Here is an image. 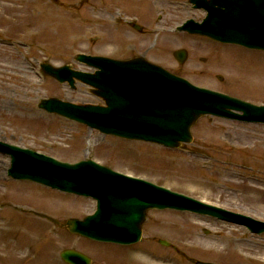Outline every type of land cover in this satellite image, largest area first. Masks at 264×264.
I'll use <instances>...</instances> for the list:
<instances>
[{
  "label": "rangeland",
  "instance_id": "obj_1",
  "mask_svg": "<svg viewBox=\"0 0 264 264\" xmlns=\"http://www.w3.org/2000/svg\"><path fill=\"white\" fill-rule=\"evenodd\" d=\"M53 15L67 17V25L55 28ZM203 16L187 0H0V141L70 163L91 155L115 171L264 222V199L258 200L250 189H264V125L206 116L192 127V143L175 151L104 136L36 106L49 97L81 105L101 103L80 83L71 90L33 72L43 62L92 72L74 60L79 53L142 56L197 86L264 105V52L221 46L174 29ZM132 24L142 31H134ZM178 49L188 51L182 65L172 56ZM8 166V158L0 154V195L9 193L0 196V206L10 199L20 209L10 207L16 216L0 207V227L8 235L0 238V264H65L59 253L68 248L88 256L92 264H247L245 255L257 258L253 264H264V234L168 210L148 212L140 243L133 246L77 238L63 223L91 214L94 201L38 185L23 187L6 177ZM19 235L38 239L19 248L10 241ZM228 238L234 242L229 246ZM160 239L175 249L159 245Z\"/></svg>",
  "mask_w": 264,
  "mask_h": 264
},
{
  "label": "water",
  "instance_id": "obj_2",
  "mask_svg": "<svg viewBox=\"0 0 264 264\" xmlns=\"http://www.w3.org/2000/svg\"><path fill=\"white\" fill-rule=\"evenodd\" d=\"M208 15L202 24L187 22L183 30L223 43L264 50V0H190ZM179 62L185 51L174 53ZM76 60L97 68L94 74L73 71L69 66L43 65L49 76L73 87L74 79L94 89L105 107L76 106L58 99L42 100L39 108L75 120L103 134L141 139L177 146L189 142L190 126L202 115L212 114L246 122H263L264 107H256L225 95L191 87L143 59L112 61L102 57L77 55ZM240 112L241 114L235 113ZM12 155L13 178L29 179L98 201V210L83 221L70 220L67 228L89 239L121 245L140 239V226L149 209L192 210L231 220L240 218L205 206L193 199L131 179L94 164L58 162L0 142V151ZM29 159L35 170L18 169V160ZM27 169V170H26ZM259 231L264 224L255 223ZM254 227V226H253ZM253 229V228H252ZM162 244L168 245L165 242ZM62 259L71 264H90L84 256L65 251ZM204 264V263H198Z\"/></svg>",
  "mask_w": 264,
  "mask_h": 264
},
{
  "label": "bare ground",
  "instance_id": "obj_3",
  "mask_svg": "<svg viewBox=\"0 0 264 264\" xmlns=\"http://www.w3.org/2000/svg\"><path fill=\"white\" fill-rule=\"evenodd\" d=\"M38 20H40V17L38 18ZM64 24L67 25V17H63V16H57V15H53L52 19H51V25H54L55 28L58 27V29H62ZM58 31V30H57ZM56 35V34H54ZM250 189L253 190L252 192L254 193H257L258 196H257V199L258 200H263L264 198V189L262 188H259V186H253V185H250ZM4 194L0 195V196H3ZM2 225V224H0ZM181 233L183 232L182 230L180 231ZM7 234L4 232V230L0 227V238L2 237H6L7 238ZM38 237H27V236H23V235H19V236H15L14 238L11 237V240L13 243H14V246H18L19 248L25 246V245H28L30 243H32L33 241H37ZM228 244V246L230 245V243H234L232 240H230L229 238L227 240H225ZM211 250H215V248L211 247ZM257 258H252L250 255H245L244 256V261L247 263V264H253L255 262H259L258 260H256Z\"/></svg>",
  "mask_w": 264,
  "mask_h": 264
}]
</instances>
